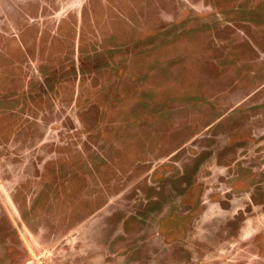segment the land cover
<instances>
[{
  "label": "rangeland",
  "instance_id": "rangeland-1",
  "mask_svg": "<svg viewBox=\"0 0 264 264\" xmlns=\"http://www.w3.org/2000/svg\"><path fill=\"white\" fill-rule=\"evenodd\" d=\"M0 264H264V0H0Z\"/></svg>",
  "mask_w": 264,
  "mask_h": 264
}]
</instances>
